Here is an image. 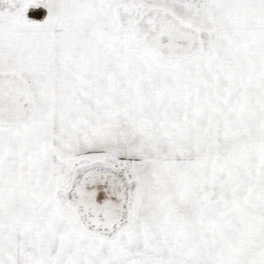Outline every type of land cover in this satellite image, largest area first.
Wrapping results in <instances>:
<instances>
[{
  "label": "snow or ice",
  "instance_id": "obj_1",
  "mask_svg": "<svg viewBox=\"0 0 264 264\" xmlns=\"http://www.w3.org/2000/svg\"><path fill=\"white\" fill-rule=\"evenodd\" d=\"M0 264H264V0H0Z\"/></svg>",
  "mask_w": 264,
  "mask_h": 264
}]
</instances>
